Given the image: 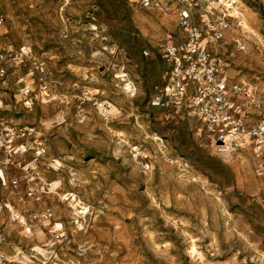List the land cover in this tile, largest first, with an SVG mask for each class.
<instances>
[{"label":"rangeland","instance_id":"rangeland-1","mask_svg":"<svg viewBox=\"0 0 264 264\" xmlns=\"http://www.w3.org/2000/svg\"><path fill=\"white\" fill-rule=\"evenodd\" d=\"M228 1L0 0V53L21 55L0 79V261L264 264V139L224 151L202 120L153 104L158 49L192 4L219 73L263 103L243 107L244 127L260 126L264 0H236L248 29Z\"/></svg>","mask_w":264,"mask_h":264},{"label":"built area","instance_id":"built-area-1","mask_svg":"<svg viewBox=\"0 0 264 264\" xmlns=\"http://www.w3.org/2000/svg\"><path fill=\"white\" fill-rule=\"evenodd\" d=\"M133 1L145 9L166 11L172 6L171 0ZM192 16V4L179 7L178 25L183 33L169 30L162 40L160 53L168 67V74L166 83L156 88L153 104L173 113L186 112L202 120L224 151L235 150L240 143L238 137L241 140L244 135H260L264 139V119L259 127L247 130L244 127L245 117L242 116L244 106L261 108V99L250 85L230 86L219 73V61L203 43L201 29L192 23ZM4 23L5 15L0 8V28ZM213 36L223 38L222 29L215 31ZM20 56L15 51L0 53V79L9 75V68L20 61ZM34 70L43 81L41 86L47 89L45 75L41 73L42 66L38 62ZM33 86L27 81L20 84L19 92L27 107L34 103L36 92ZM240 95L246 98L242 103L238 99ZM0 264L8 263L0 261Z\"/></svg>","mask_w":264,"mask_h":264},{"label":"bare ground","instance_id":"bare-ground-1","mask_svg":"<svg viewBox=\"0 0 264 264\" xmlns=\"http://www.w3.org/2000/svg\"><path fill=\"white\" fill-rule=\"evenodd\" d=\"M237 1L236 0H230L226 3V6H228L229 8L233 9V12H234V15L240 19V24L245 28V29H248L249 26L246 22V18L245 16L243 15V13L239 10L238 6L235 5ZM232 12V11H231ZM127 88L128 89H131V85L130 84H127ZM104 111L106 112H109L110 110L111 111H115L116 108L113 107V106H110V105H102ZM238 141L240 142V137H238ZM228 151H231L232 149H227Z\"/></svg>","mask_w":264,"mask_h":264},{"label":"crops","instance_id":"crops-1","mask_svg":"<svg viewBox=\"0 0 264 264\" xmlns=\"http://www.w3.org/2000/svg\"><path fill=\"white\" fill-rule=\"evenodd\" d=\"M157 56H161V53H160V49H158V55ZM160 58H162V57H160ZM164 78H165V76H164Z\"/></svg>","mask_w":264,"mask_h":264}]
</instances>
